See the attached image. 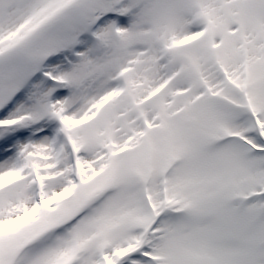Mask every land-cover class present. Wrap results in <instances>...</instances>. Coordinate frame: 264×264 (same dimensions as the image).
I'll return each mask as SVG.
<instances>
[{
	"label": "snow or ice",
	"instance_id": "snow-or-ice-1",
	"mask_svg": "<svg viewBox=\"0 0 264 264\" xmlns=\"http://www.w3.org/2000/svg\"><path fill=\"white\" fill-rule=\"evenodd\" d=\"M0 264H264V0H0Z\"/></svg>",
	"mask_w": 264,
	"mask_h": 264
}]
</instances>
